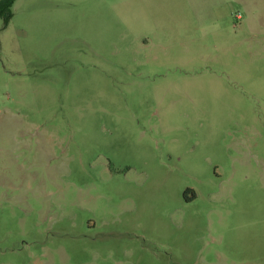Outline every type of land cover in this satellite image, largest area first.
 <instances>
[{
    "label": "rangeland",
    "instance_id": "rangeland-1",
    "mask_svg": "<svg viewBox=\"0 0 264 264\" xmlns=\"http://www.w3.org/2000/svg\"><path fill=\"white\" fill-rule=\"evenodd\" d=\"M11 10L0 264H264V0Z\"/></svg>",
    "mask_w": 264,
    "mask_h": 264
},
{
    "label": "trees",
    "instance_id": "trees-1",
    "mask_svg": "<svg viewBox=\"0 0 264 264\" xmlns=\"http://www.w3.org/2000/svg\"><path fill=\"white\" fill-rule=\"evenodd\" d=\"M15 0H0V18L6 26L12 17V6Z\"/></svg>",
    "mask_w": 264,
    "mask_h": 264
}]
</instances>
